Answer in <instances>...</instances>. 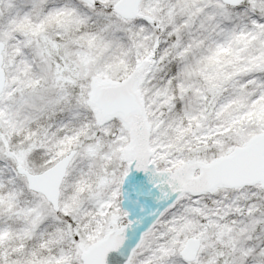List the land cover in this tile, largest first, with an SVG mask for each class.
Here are the masks:
<instances>
[{"label": "snow or ice", "instance_id": "1", "mask_svg": "<svg viewBox=\"0 0 264 264\" xmlns=\"http://www.w3.org/2000/svg\"><path fill=\"white\" fill-rule=\"evenodd\" d=\"M0 264H264V0H0Z\"/></svg>", "mask_w": 264, "mask_h": 264}]
</instances>
